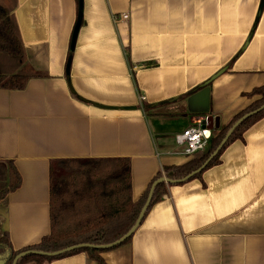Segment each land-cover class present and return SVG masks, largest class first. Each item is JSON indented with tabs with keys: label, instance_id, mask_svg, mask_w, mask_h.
Wrapping results in <instances>:
<instances>
[{
	"label": "crops",
	"instance_id": "obj_1",
	"mask_svg": "<svg viewBox=\"0 0 264 264\" xmlns=\"http://www.w3.org/2000/svg\"><path fill=\"white\" fill-rule=\"evenodd\" d=\"M0 4L24 48L22 60L0 54V72L29 75L22 89L0 87V185L7 160L21 177L0 201V233L14 250L50 233L55 160L127 157L138 201L159 172L175 180L165 166L190 158L174 148L197 115L190 106L218 118L214 136L259 98L246 93L264 86V0ZM68 62L76 95L116 108L76 97ZM205 87L208 101L192 98ZM164 183L130 242L101 253L106 264H264V116L200 177ZM43 264L98 263L78 252Z\"/></svg>",
	"mask_w": 264,
	"mask_h": 264
},
{
	"label": "trees",
	"instance_id": "obj_2",
	"mask_svg": "<svg viewBox=\"0 0 264 264\" xmlns=\"http://www.w3.org/2000/svg\"><path fill=\"white\" fill-rule=\"evenodd\" d=\"M79 0H77V3ZM0 53L22 60L24 48L15 21L10 12L0 4ZM29 75L0 72V87L24 88ZM248 96H259L244 110L236 114L216 135L208 139L203 151L193 154L180 165L165 166L163 173L180 179L198 169L212 154L232 124L243 114L259 108L264 102V86L255 87ZM264 116V107L244 119L229 135L224 145L211 157L205 167L191 178L219 162L223 149L231 142L242 139L243 133ZM6 181L0 185V201L15 190L21 177L13 162H4ZM162 175L161 172L154 180ZM3 176V175H2ZM153 180V182H154ZM152 183L150 184V186ZM149 186V188H150ZM149 191V190H148ZM148 191L138 200L131 197V167L127 157L68 158L55 160L49 173L50 233L31 246L14 250L8 235L0 233V256L3 264H12L14 257L26 250L54 251L78 243L107 244L124 235L135 223ZM166 192L164 182L155 185L151 201L144 213L159 201ZM132 235L110 248L79 247L56 256L27 254L16 264H43L78 252H86L98 264H106L101 253L129 243Z\"/></svg>",
	"mask_w": 264,
	"mask_h": 264
},
{
	"label": "water",
	"instance_id": "obj_3",
	"mask_svg": "<svg viewBox=\"0 0 264 264\" xmlns=\"http://www.w3.org/2000/svg\"><path fill=\"white\" fill-rule=\"evenodd\" d=\"M80 13V12H79ZM81 14V13H80ZM79 18H80V15H79ZM79 22V21H78ZM76 24V27H75V30L77 29L78 27V23ZM222 70L218 71L217 73H215L214 75H212L206 82H204L203 84L200 85V88H202L203 86H206L208 85V83L213 80L215 77H217L219 75V73H221ZM69 62L67 63V66H66V77H67V82H68V85H69V88L71 90V92L76 96L78 97L80 100L84 101V102H87V103H92L96 106H99V107H102V108H107V109H115L116 107L114 106H105V105H101V104H97L95 102H90L89 100H86L84 98H82L81 96H78L76 95V93L74 92V90L72 89L71 87V84H70V81H69ZM196 95L198 96H203L205 97L204 98V101H208V95H209V89L207 87H205L204 89H201L199 92L195 93L194 97H196ZM191 98V99H192ZM264 107V102L263 104L255 109V110H252L250 112H247L245 114H243L241 117H239L233 124L232 126L228 129V131L226 132L225 136L222 138V140L220 141V143L217 145V147L215 148V150L212 152V154L209 156V158L196 170L190 172L189 174H187L186 176H184L183 178H180V179H170L169 177H165V176H160L159 178H157L151 185L150 187V190L147 194V197L145 199V202L143 203L141 209H140V212L138 214V217L135 221V223L132 225V227L124 234L122 235L121 237H119L118 239L114 240L113 242H110V243H107V244H91V243H78V244H74V245H70V246H67V247H64V248H61V249H58V250H54V251H42V250H35V249H31V250H26V251H23V252H20L19 254H17L13 261H12V264H16L17 260L27 254H37V255H46V256H56V255H59V254H62L66 251H70V250H73V249H76V248H79V247H93V248H110V247H113L119 243H121L124 239H126L128 236L132 235V233L135 231V229L137 228V226L140 224L141 220L143 219V216H144V213L151 201V198H152V194H153V190H154V187L156 184L160 183V182H181L183 180H186L187 178H189L190 176L198 173L199 171H201L205 165L207 164L208 160L213 157L217 152L218 150L224 145L225 141L227 140V138L229 137V135L232 133V131L244 120L246 119L247 117L251 116L252 114L256 113L257 111H259L260 109H262ZM123 109L126 108V107H122ZM189 111L193 112V113H197L196 117L194 118V120L192 121V123H199L202 128L204 129V134H205V137H210V131L214 128V127H217L219 122H218V118L217 117H213L211 115H208L206 114L207 112V107H200L198 108L197 110L196 109H192L191 106L188 108ZM170 176V175H169ZM4 263V259L2 258V256H0V264H3Z\"/></svg>",
	"mask_w": 264,
	"mask_h": 264
},
{
	"label": "built area",
	"instance_id": "obj_4",
	"mask_svg": "<svg viewBox=\"0 0 264 264\" xmlns=\"http://www.w3.org/2000/svg\"><path fill=\"white\" fill-rule=\"evenodd\" d=\"M127 18L128 15L125 13L120 14L118 18L113 15V20L115 21L117 19L126 20ZM136 66H131V68L136 69ZM144 98V96H140V100ZM208 139L209 137H205L202 126L199 123H192L174 136V148L180 154L191 157L196 152L203 151L207 147Z\"/></svg>",
	"mask_w": 264,
	"mask_h": 264
},
{
	"label": "rangeland",
	"instance_id": "obj_5",
	"mask_svg": "<svg viewBox=\"0 0 264 264\" xmlns=\"http://www.w3.org/2000/svg\"><path fill=\"white\" fill-rule=\"evenodd\" d=\"M0 54H3V55H5V56H9V55H6V54H4V53H0Z\"/></svg>",
	"mask_w": 264,
	"mask_h": 264
}]
</instances>
